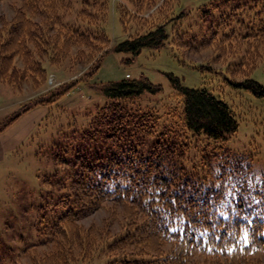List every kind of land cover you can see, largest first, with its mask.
<instances>
[{
  "label": "trees",
  "instance_id": "16d2710c",
  "mask_svg": "<svg viewBox=\"0 0 264 264\" xmlns=\"http://www.w3.org/2000/svg\"><path fill=\"white\" fill-rule=\"evenodd\" d=\"M108 1L21 0L13 18L0 28V79L12 86L28 77L33 84L44 80L47 69L41 59L61 60L73 38L106 44L105 21L90 18ZM136 1L143 9L156 2ZM190 3L186 9L185 4L170 2L145 30L105 47L96 69L110 50L136 56L143 47L164 45L168 26L169 44L177 49L264 37V0ZM28 15L41 20L34 22ZM56 26L59 32L51 34ZM61 31L64 40L58 48ZM245 43L239 61L222 64L227 81L264 98V85L250 76L257 64L264 67V56L251 60ZM16 57L21 68L14 63ZM205 67L213 70L210 61ZM239 67H248L249 76H234ZM167 76L174 98L158 106L140 103L143 93L161 90L141 75L89 84L100 100L81 115L59 108L70 121L57 126L51 153L65 165L50 170L47 179L52 181H41L55 185L48 200L40 198L39 207L49 208L48 218L40 217L38 223L45 237L21 249L12 264H21L29 250L48 244L47 254L26 264H71L90 260L104 248L109 264H192L193 256L216 264H264V176L243 165L251 152L227 146L239 125L233 109L209 89L183 87L177 76ZM69 90H46L47 97H37L16 116L33 106L47 107ZM206 157L215 160L211 170L205 166ZM102 203L122 205L126 222L110 241L105 236L94 239L96 229L74 224ZM127 246L132 248L113 253Z\"/></svg>",
  "mask_w": 264,
  "mask_h": 264
},
{
  "label": "rangeland",
  "instance_id": "374dc122",
  "mask_svg": "<svg viewBox=\"0 0 264 264\" xmlns=\"http://www.w3.org/2000/svg\"><path fill=\"white\" fill-rule=\"evenodd\" d=\"M169 1L171 4H185L186 9L191 4V0H156L149 8L143 9L137 8L139 2L136 0H109L106 7L94 9L97 16L89 17L95 22L105 21L109 35L106 44L101 41L71 39L66 47V55L61 60L49 61L48 56L41 59L47 74L44 80L38 81L40 84L38 82L33 84L29 77L24 78L19 86H12L0 79V126L10 120L0 130V264H12L21 249L44 240L45 236L40 231L38 223L40 217L44 221L46 217L48 218L49 208L39 207L40 198L43 203V197L48 200L49 191L55 189V185H52V182L44 184L41 181L43 177L47 181H52L47 179L50 170L65 165V162L51 154L57 126L70 121L66 117L69 114L62 113L59 108L74 111L76 115H81L87 107L92 108L91 105L94 106L100 99L93 95V89L89 84L97 81L119 80L125 77L135 79L143 75L161 87L160 92L143 93L139 99L140 103L153 106L174 98L175 91L167 76L169 73L177 76L183 87L209 89L216 97L230 105L239 123L237 131L228 138L227 146L236 152H251L252 157L249 156V160L247 159L243 165H249L248 170L253 174L264 176V98L231 86L227 81L230 77L222 65L225 60L230 61V65L239 61L238 57L245 48V42L249 46L250 59L259 61L261 55L264 56V37L240 42L212 43L200 49L184 46L177 49L172 43L169 44L172 35L168 26L166 29L169 35L164 45L158 48L143 47L136 56L110 50L108 53L105 52L100 67L96 69V63L104 54L105 47L109 49L125 37L152 25L162 12L171 7ZM20 3L21 0H0V28L4 27V22L13 18ZM28 17L34 22L41 20V17L33 15ZM57 32L59 28L56 26L51 34ZM59 34L61 41L58 48L64 40L62 39L64 33L61 31ZM209 61L213 70L205 67ZM14 63L17 67H22V61L18 57ZM246 69L239 67L234 76L239 78L249 76ZM250 76L264 85L263 63L257 64ZM69 87L70 90L55 103L47 107L33 106L16 116L37 97L43 95L47 97L44 93L46 90L62 91ZM78 95L86 101L80 100V104L74 106L73 104L78 101ZM204 161L206 168L211 170L215 160L209 161L206 157ZM186 165L190 167L188 162ZM205 178L207 182L209 180L207 174ZM74 224L84 229H96L94 239L105 236L104 240L110 241L114 235L122 233L126 222L122 205L102 203L94 207L88 215L75 220ZM139 246L140 243L134 248ZM50 247L51 244L32 248L20 258L21 264L31 262L34 259L32 257L47 254ZM127 247L117 249L113 253L132 248ZM104 250L105 248L90 260L78 259L71 264H109L110 258L103 253ZM191 262L213 263L211 258L204 261L203 256H193Z\"/></svg>",
  "mask_w": 264,
  "mask_h": 264
},
{
  "label": "crops",
  "instance_id": "0c3cea01",
  "mask_svg": "<svg viewBox=\"0 0 264 264\" xmlns=\"http://www.w3.org/2000/svg\"><path fill=\"white\" fill-rule=\"evenodd\" d=\"M78 96H79V97H78V101L75 102V100H74V102H75V103L73 104L74 106H77L78 104H80V100H81V101H84V98H83L81 95H78ZM80 96H81V97H80ZM85 101H86V100H85ZM85 101H84V102H85ZM87 101H88V100H87Z\"/></svg>",
  "mask_w": 264,
  "mask_h": 264
}]
</instances>
